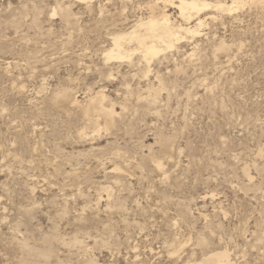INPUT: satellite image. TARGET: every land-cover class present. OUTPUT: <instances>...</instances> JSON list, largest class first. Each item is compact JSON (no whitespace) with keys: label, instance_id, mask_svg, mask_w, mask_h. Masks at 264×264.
Instances as JSON below:
<instances>
[{"label":"rangeland","instance_id":"rangeland-1","mask_svg":"<svg viewBox=\"0 0 264 264\" xmlns=\"http://www.w3.org/2000/svg\"><path fill=\"white\" fill-rule=\"evenodd\" d=\"M162 1L0 0V264H264V6L108 60Z\"/></svg>","mask_w":264,"mask_h":264},{"label":"bare ground","instance_id":"bare-ground-1","mask_svg":"<svg viewBox=\"0 0 264 264\" xmlns=\"http://www.w3.org/2000/svg\"><path fill=\"white\" fill-rule=\"evenodd\" d=\"M77 1L90 5H92L91 3L93 1L95 2V0ZM221 1L217 0L216 3L215 1L213 3L208 0H163L161 3L164 4L165 10L162 11V14L159 16L152 14L148 18L139 21L129 31L114 35L112 39L114 49L108 51L106 56L108 57V60L122 61L129 59L131 57V52L139 51L148 65H150L151 62L159 57L162 52L174 48L177 43L185 39V35H199L201 33V28L206 25V17L208 19H216L214 15H209L208 11L214 10L231 13L240 7L238 0H232L231 5H228L229 3L227 4L225 0H223L224 2ZM253 1L261 6H264V0ZM158 4L160 5V3ZM244 5L245 4H242V6ZM169 7L178 11L180 17L188 23L186 27L172 22L171 16L167 14L166 10ZM53 15H57V12L55 11ZM203 16L206 17L203 19ZM193 21H197V23H193L195 25L191 26ZM102 101L105 100L101 95L95 99L91 105L101 104ZM90 109L91 107H88L85 113L89 115ZM113 112L108 111L107 114L112 115ZM199 264L236 263L232 260L231 255L227 250H220L208 254Z\"/></svg>","mask_w":264,"mask_h":264}]
</instances>
